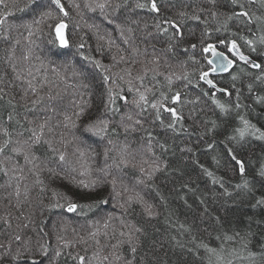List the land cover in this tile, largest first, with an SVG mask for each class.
Segmentation results:
<instances>
[{"label": "trees", "instance_id": "obj_1", "mask_svg": "<svg viewBox=\"0 0 264 264\" xmlns=\"http://www.w3.org/2000/svg\"><path fill=\"white\" fill-rule=\"evenodd\" d=\"M31 4L42 9L27 7ZM61 4L67 15L51 0L0 3V147L7 142L0 153V264H32L27 256L38 264H50L49 257L51 264H81V257L88 264H264V206L257 205L264 199L258 174L264 139L259 133L239 143L229 139L243 127L241 116L264 132V67L236 60L229 72L211 77L224 88L220 92L199 78L209 68L203 52L208 42L226 52L234 41L264 66V0H156L158 13L151 0ZM60 16L67 47L59 46L52 31ZM176 94L180 99L173 102ZM38 98L42 103L33 104ZM46 118L54 131L46 128L45 139L67 163L54 159L46 144L33 149L38 160L25 159L28 130ZM99 120L107 121L106 133L82 134L71 126ZM124 146L135 156L127 167L105 161L107 149L118 158ZM229 149L244 161V176ZM106 166L107 176L100 171ZM128 197L134 199L131 206ZM69 202L79 205L75 212L64 208ZM129 224L141 229L133 232L131 244ZM205 245L223 249V260L217 262ZM17 253L24 255L13 259Z\"/></svg>", "mask_w": 264, "mask_h": 264}, {"label": "snow or ice", "instance_id": "obj_2", "mask_svg": "<svg viewBox=\"0 0 264 264\" xmlns=\"http://www.w3.org/2000/svg\"><path fill=\"white\" fill-rule=\"evenodd\" d=\"M4 0H0V3H3ZM216 0H208V3L210 4H215ZM235 2V0H234ZM52 3L56 4V6L58 8H60V11L61 12H64V7L63 5L61 4V0H52ZM99 8L101 9H104L105 8V4H99L97 5ZM138 7H143V5H137ZM151 10L153 12H159V8L157 7V4H156V0H151ZM65 15H67V12H64ZM48 15H50V13H48ZM213 15H215V13H213ZM239 15L241 16H248V13L247 12H242V13H239ZM193 19H196V20H199V16L197 15H193L192 17ZM4 23V21L2 19H0V25H2ZM36 23H39V21H36ZM174 28H176L177 32L179 33V28L177 25L173 24L172 25ZM67 27V25L61 21L59 22L58 24L55 25V31H56V34L57 36L59 37L60 41H61V45L63 47H67V41L65 40L64 38V29ZM262 43H264V39H262L261 41ZM223 43V41L221 42ZM247 43L251 44V41H247ZM253 51H255V48L252 49ZM204 51L205 52H211L213 56H219L221 57L222 60H226L227 61V64H223L221 65L222 67H228L230 66L233 61L231 59H229L227 56L224 55V53H220V52H217L215 47L214 46H211L209 45L208 47L204 48ZM228 51L236 58H238L239 60L241 61H244L245 63H249V57L244 55L242 52H240L237 44L233 41L231 43V46L230 48L228 49ZM97 63V67H99V63ZM209 64H213V61H209ZM252 68H255V69H261L262 66L261 64L259 63H255V62H252L251 65H250ZM215 70V69H213ZM208 75L207 72L203 73L202 76H201V79H204L206 78ZM108 77L105 76L104 77V80L105 82L108 81ZM233 79H235V77H233ZM171 82V81H169ZM29 88L32 90L33 93L36 92V89L32 86L31 82L29 81ZM207 83L209 85H211L212 87H215V85L213 84V82L211 80H207ZM132 89L129 88V91H131ZM109 92H111V89H109ZM25 95H27V93H25ZM122 100H125L126 102V97H120ZM49 100H56L57 99V96H49L48 97ZM139 99L140 101H144V102H147V98L145 97V95L143 93H139ZM180 97H179V94H176V96L173 97V102H176V101H179ZM43 101V98H38L37 100H34L32 103L33 104H37V103H42ZM109 102L110 103H114V101L112 100L111 96H109ZM139 103V102H137ZM153 108H157V104H152L151 105ZM221 110L225 113H227L228 109L225 108L224 105H218ZM107 107V105H106ZM160 107H163V105H160ZM237 108L240 107L239 104L236 105ZM32 110V109H30ZM84 108H81L79 111H77L75 113V116L79 119L81 118L83 115H84ZM165 111H169L171 112L172 114V117L175 119V120H179L180 117L178 116L177 112L175 109H172V108H167L165 109ZM159 118V117H157ZM11 119V117H10ZM72 118L71 117H68L66 116L65 117V120H71ZM129 120L132 119L131 116L128 117ZM49 120L50 118H46L42 123H39L37 124V126L35 128H32V129H29L28 131H30L31 135L30 137L25 140L23 142V145H22V148H24L27 152H28V156L25 157L26 160H29V156H30V160L29 162H35L36 160L39 159V157H37L34 152H33V149L38 146V145H41V144H46L48 145V147L51 149V151L53 153H55V157L54 159H58V161L60 163H67L66 161V157L63 153H60L58 151V149L52 147V141L51 140H48V139H45V129L47 128L48 132L49 133H52L54 131V128L53 127H49ZM240 121L243 125V127H237L236 129H234V132L236 133V135H233L231 137H229L230 140H235L237 141V143L239 142H242L246 135H256V133H259V136L257 137L258 139H264V132H261L260 129H257L255 128L254 125H252L247 119H245L243 116L240 117ZM31 123V121H30ZM136 123H140V121H136ZM102 125V126H101ZM71 126L73 128H77V127H80V130H81V133L82 134H95V135H99V134H102V133H106L107 130H108V126H107V121L105 120H99V121H91V122H86L84 123L82 126H78L76 124L75 121H72V124ZM64 127L67 128L69 127V125L67 123L64 124ZM169 127H173V125H169ZM5 135H8V133L5 131L4 133ZM20 135H23V133H20ZM109 143H112V141H109ZM7 146V142H5V145L3 147H0V153H2L4 151V147ZM161 147H163V145H161ZM15 151H20V149H15ZM111 149H107L105 152H104V157H105V161H107L109 158L113 159L114 161V164H115V167L116 168H121L122 166L123 167H127L130 163H132V161L135 160V156H133V154L131 153V151L129 150V148L127 146H124L123 148L120 149L119 153H118V158L117 157H110L109 153H110ZM229 152L231 154L232 150L229 149ZM80 155L83 156L84 155V152H80ZM231 159L233 161H235V164L238 166V171L240 173L241 176H244L245 175V171H246V168H245V163L243 160L239 159L235 154H231ZM146 163V162H145ZM133 167H135V165L133 164ZM144 169L141 167V171H143ZM159 168H155L154 171H158ZM101 172H103L105 174V176H107L109 173H108V167H104V168H101L100 169ZM206 174L208 176H212L213 174L211 172H207V170H205ZM259 176L264 178V168H261L260 171H259ZM149 178H151V174H149ZM141 183L143 181H140ZM82 183V187L87 189L90 187L89 184H85L83 182ZM112 183V186H113V192L115 193V195L119 196L120 193L119 192H115V187H116V180L113 179L111 181ZM92 186L94 187L95 186V182H93ZM244 187H248V181L245 180L244 182ZM134 202V199L133 197H128V199L125 201V203L128 205V206H131V204ZM103 203H107V201H103ZM257 205L258 206H264V199H261V200H258L257 201ZM58 207H63L62 205H57ZM79 207V205L77 203H73V202H69L67 204V211L68 212H75L77 210V208ZM121 207H125V205H121ZM146 212L148 213V215H153L152 211H151V206H148L146 209ZM105 227H107V224L105 225ZM127 227L130 229L129 233H128V241L127 243L131 244L132 243V235H133V232L135 233H139L141 231V229L139 227H135L134 225H127ZM95 235V233L93 234ZM121 236H124L125 233L122 231L120 233ZM237 236H240L241 234L240 233H237L236 234ZM246 237H243L241 236V239H245ZM226 240H233L234 237L232 236H227L225 237ZM16 240H20V237L17 236L16 237ZM119 245H114V247H118ZM205 247L206 251L209 253V254H212V255H215L216 256V260L217 262H220L223 260V256H222V252H223V249H221L220 252H217L216 249L214 248H208L206 245L203 246ZM245 248H247V244L244 245ZM133 252L136 251L135 247H132L131 249ZM28 249H25V253H27ZM42 254L44 256H47V250L46 249H42ZM21 255H24V253H17V256H14L13 259H16L17 257L21 256ZM56 256H59L60 255V252H56L55 253ZM249 256L254 260L255 257L253 256L252 253H249ZM27 259H31L32 261V264H38L37 260L32 258L31 256H27L26 257ZM117 259H120L119 256L116 257ZM51 260H52V257H49V261H50V264H51ZM80 261H81V264H84V258L81 257L80 258ZM209 264H211V261H209ZM228 264H231V261L228 262Z\"/></svg>", "mask_w": 264, "mask_h": 264}, {"label": "rangeland", "instance_id": "obj_3", "mask_svg": "<svg viewBox=\"0 0 264 264\" xmlns=\"http://www.w3.org/2000/svg\"><path fill=\"white\" fill-rule=\"evenodd\" d=\"M185 1V0H184ZM29 1H27L26 3H28ZM51 2H52V0H51ZM24 4H25V2H24ZM53 4V6L56 8V9H58V10H60V8H58L57 6H56V4H54V3H52ZM38 5H40V4H38ZM27 7H29V8H33V7H37L38 8V10H41L42 8H40L39 6H35V4H31V5H28ZM63 15H65L64 14V12H62V16ZM40 16V15H39ZM62 16H60V17H58L57 18V20H55V22H54V24H52V31H53V34H54V37H55V40L56 41H58V44H59V46H61V47H63L62 45H61V41H60V39H59V37L57 36V34L55 33V25L56 24H58L59 22H61V21H63L64 23H65V21L62 19ZM66 24V23H65ZM65 30V40L67 41V30H66V28L64 29ZM68 42V41H67ZM209 45H214L215 46V48L219 51V52H222V53H224L225 55H227L232 61H233V63L231 64V68L233 67L232 65L234 64V62L237 60L238 62H240V63H242V62H244V61H241V60H239L238 58H236V57H234L229 51H228V49L230 48V46H231V43H230V46H229V48H227V51L225 52L224 50H222L220 47H218L217 45H215L214 43H212V42H208V43H206V45H204L205 46V48L206 47H208ZM239 48V47H238ZM240 50V49H239ZM203 52L206 54V56H208V60L210 59V53H208V52H205L204 50H203ZM227 52H229V53H227ZM240 52H242V51H240ZM243 53V52H242ZM244 55H246L245 53H243ZM246 56H248V55H246ZM249 57V56H248ZM249 60L251 61V62H255V63H257V61H255L254 59H251L250 57H249ZM245 63V62H244ZM247 65H251V63L249 62V63H246ZM208 66H209V68H208V70H206V71H202L200 74H199V78H200V80L208 87V85L206 84V82H205V80H203V79H201V76H202V74L203 73H205V72H207L208 73V75H207V77L209 78V80H211L213 83H214V81H213V79L211 78L212 76H221V74H224V73H227V72H229L230 70H231V68H229L228 70H226V71H224V72H221V73H217V74H213V73H211L210 74V70H212V69H215V67H213L212 65H210L209 64V61H208ZM251 67V66H250ZM222 91H224V88L222 89ZM87 122V121H86ZM83 124V123H82ZM55 154V153H54ZM56 155V154H55ZM52 173V172H51ZM54 173V175H55V172H53ZM58 174V173H57ZM58 178H62V177H59V175H56ZM57 178V179H58ZM17 188H15V190H16ZM18 191V190H17ZM16 191V192H17ZM18 193H19V191L17 192V195H18ZM65 209H67V206H65L64 207ZM67 211V210H66ZM68 212V211H67ZM68 213H70V212H68ZM87 245H88V243L87 242H85L84 244H83V246L84 247H86V248H88L87 247ZM90 249H91V247H90ZM85 261V260H84ZM79 263H81V261H79ZM84 264H88V263H85L84 262Z\"/></svg>", "mask_w": 264, "mask_h": 264}, {"label": "water", "instance_id": "obj_4", "mask_svg": "<svg viewBox=\"0 0 264 264\" xmlns=\"http://www.w3.org/2000/svg\"><path fill=\"white\" fill-rule=\"evenodd\" d=\"M54 31H55V30H54ZM55 33H56V31H55ZM64 38H65V30H64ZM211 46H214V45H211ZM214 47H215V46H214ZM215 49H216V48H215ZM216 51L219 52L217 49H216ZM208 53H210V56H211L210 59H209V61H210V60L213 61V64H211V65H212L213 67H215V70L210 71V73L217 74V73L224 72V71L228 70L229 68H231V65L228 66V67H222L221 65H223V64H227V61H226V60H222L221 57H219V56H213L211 52H208ZM220 53H222V52H220ZM224 55H225V54H224ZM225 56H227V55H225ZM227 57H228V56H227ZM228 58H229V57H228ZM229 59H230V58H229ZM249 62L252 63L250 60H249ZM203 80H205L206 84H207L208 86H210V85L207 83V80H209L208 77L204 78Z\"/></svg>", "mask_w": 264, "mask_h": 264}, {"label": "bare ground", "instance_id": "obj_5", "mask_svg": "<svg viewBox=\"0 0 264 264\" xmlns=\"http://www.w3.org/2000/svg\"><path fill=\"white\" fill-rule=\"evenodd\" d=\"M209 61V60H208ZM213 70V69H212ZM212 70H210V71H212ZM211 74V73H210ZM214 85H215V87H212L211 85L210 86H208V88L210 89H213L214 91H217V92H220L223 88L221 87V88H219L215 83H213Z\"/></svg>", "mask_w": 264, "mask_h": 264}]
</instances>
